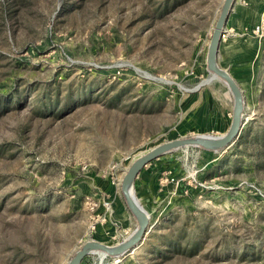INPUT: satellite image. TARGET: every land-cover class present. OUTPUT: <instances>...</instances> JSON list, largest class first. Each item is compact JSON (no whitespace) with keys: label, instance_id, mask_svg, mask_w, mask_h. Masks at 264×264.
<instances>
[{"label":"rangeland","instance_id":"obj_1","mask_svg":"<svg viewBox=\"0 0 264 264\" xmlns=\"http://www.w3.org/2000/svg\"><path fill=\"white\" fill-rule=\"evenodd\" d=\"M224 1L0 0V264H68L89 240L122 242L138 156L227 133L232 98L207 69ZM219 63L245 96L240 137L145 167L150 226L118 264H264V0L236 1Z\"/></svg>","mask_w":264,"mask_h":264},{"label":"water","instance_id":"obj_2","mask_svg":"<svg viewBox=\"0 0 264 264\" xmlns=\"http://www.w3.org/2000/svg\"><path fill=\"white\" fill-rule=\"evenodd\" d=\"M236 1L237 0L224 1L207 54L208 71L226 85L232 98L233 119L229 130L222 136L196 135L167 141L136 159L126 172L121 185L122 196L128 212L137 223L136 229L122 242L112 246L94 239L87 241L80 250L76 252L68 264H81L87 256L92 254H103L105 257L112 259L125 257L127 254L134 252L136 248L141 245L150 226V214L140 204L136 197V183L138 176L148 164L170 153L185 148H197L214 153L220 152L227 149L240 137L244 127V112L246 108L245 96L231 73L222 68L219 63L222 38Z\"/></svg>","mask_w":264,"mask_h":264},{"label":"crops","instance_id":"obj_3","mask_svg":"<svg viewBox=\"0 0 264 264\" xmlns=\"http://www.w3.org/2000/svg\"><path fill=\"white\" fill-rule=\"evenodd\" d=\"M211 153V152H210ZM148 168V167H147ZM146 170V168H144L143 170H142V172L140 173V175L138 176V179H137V183H136V186L138 187L140 184H142L143 183V185L142 186H144V185H146V183H145V181H144V175H142L143 174V172ZM130 214V213H129ZM131 215V214H130ZM135 220V219H134Z\"/></svg>","mask_w":264,"mask_h":264},{"label":"bare ground","instance_id":"obj_4","mask_svg":"<svg viewBox=\"0 0 264 264\" xmlns=\"http://www.w3.org/2000/svg\"><path fill=\"white\" fill-rule=\"evenodd\" d=\"M214 79H218V78L212 74V78H211V80H214ZM146 153H147V152H142L138 157H140V156H142V155H145ZM98 233H99V232H98ZM100 238H103V236L100 237ZM103 241H104V240H103ZM103 241H101V242H102V243H105V242H103ZM100 256H101L102 259L105 258V256H104L103 254H100Z\"/></svg>","mask_w":264,"mask_h":264},{"label":"built area","instance_id":"obj_5","mask_svg":"<svg viewBox=\"0 0 264 264\" xmlns=\"http://www.w3.org/2000/svg\"><path fill=\"white\" fill-rule=\"evenodd\" d=\"M261 30H262L261 27H257V28H256V32H261ZM122 258H123V257L113 259V260H114V263L118 264L119 262H121Z\"/></svg>","mask_w":264,"mask_h":264}]
</instances>
